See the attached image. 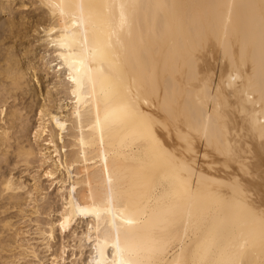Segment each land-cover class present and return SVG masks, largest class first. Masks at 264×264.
<instances>
[{"label":"bare ground","instance_id":"6f19581e","mask_svg":"<svg viewBox=\"0 0 264 264\" xmlns=\"http://www.w3.org/2000/svg\"><path fill=\"white\" fill-rule=\"evenodd\" d=\"M35 1H37L36 9L40 11L41 15L38 20L46 39L45 43L47 46L51 44L54 61H57L51 66L54 68L52 70L55 71L57 68V72H62L64 77L65 86L59 87L62 85L60 82L56 88H60L65 93L67 100L70 101V106L66 109L65 114H62L63 116H57L61 115L62 111L53 114V111L49 110L50 107L45 109L44 106H40L39 110L37 109L39 123L36 124L33 136L37 141L40 139L45 146L43 148L45 152L37 153L41 156L40 160L35 161L37 159L36 150L30 144L22 145L17 143L18 141H14V144L17 143L14 153L10 151L19 160L17 164L22 162L29 166V164L37 162L38 167H44L43 175L47 173L46 176L52 179L49 180L55 181L59 188L56 193L60 195L62 203L59 210L55 211L56 214L53 213L56 215V219L45 221V226L41 230L38 228V223L36 225L40 232L38 236H44L49 243L54 241L55 231H58L62 236L69 235L72 238L71 243L74 242L71 247L73 248L71 256L69 255L70 260L76 261L77 258L80 264H88L92 256L88 226L89 224L93 225L92 236L95 237L96 217L91 214L80 215L76 212L75 205L95 206L106 216L105 210L111 187L115 210L118 212L120 209L127 208L136 221L132 225L123 224L121 220H116L115 223L121 226L122 230L132 233L147 244L151 242L153 236V210L160 203H175L182 199L183 193L173 188L166 179L169 172L166 163L154 156L151 142L137 135L141 131L140 122L127 118L120 112V107L125 101L130 87L133 94L139 91L142 96L140 111L151 121V137L164 148L169 151L174 150L188 160L195 172L194 180H199L201 177L206 178L198 189L200 199L191 203L190 211L193 220L203 216L209 226L224 221L220 227L221 242H233L237 246L243 245L245 261L253 258L251 244H255L254 251L259 253L260 224L249 219L243 208L228 207L225 203L232 197V193L226 185L238 179L249 206L253 207L257 213L264 209V144H262L259 134V121H264V98L261 95L264 90V70L261 66L259 30L257 29L254 43L248 48L244 62L241 59L240 41L236 38L237 31L242 32L247 10L243 7L233 9L232 24L229 26V35L228 39L224 41V46L213 39L198 52L197 62L193 68L195 73L193 87H185L187 79L182 76L180 70L183 32L189 25L198 24L202 19L215 20L227 12V9L223 7L208 8L204 6L228 3L244 5L249 0ZM255 2L258 3L259 0H255ZM48 3H63L71 5V7H66V15L61 17L60 9L49 8L46 6ZM79 3L85 5L89 3L126 4L135 5V7L124 9L127 24L123 28L120 27L121 9L118 7H111L103 11L102 18H93L92 20L88 18L86 10L83 27H78L73 25V16L79 22L80 10L75 7ZM157 4L175 5L176 7L157 8L155 7ZM7 7V3L0 1V13ZM13 27L18 29L19 25L16 27L11 23L9 28ZM113 28L118 36H112L111 39V62L93 59L91 49L98 43H107L108 33ZM23 29L25 28L23 27ZM52 29L56 31L53 32ZM85 36L88 40L89 54L87 62L81 65L74 61L83 55ZM61 38L65 43L63 48L60 47ZM225 47L229 48L231 55H225ZM11 50H13L12 47ZM11 50L4 53L5 57L2 56L3 67H0V95H3L0 106L2 108L11 98L15 101L16 93L27 94V90H25V87L28 86L25 83L27 82L25 81L26 71L17 65ZM70 64L73 66L70 67ZM9 66L13 70L18 68L23 75L17 73L14 78H9L7 75ZM78 68L79 72L76 71ZM230 75L239 76V79L234 82V87H222V82L226 84ZM73 80L76 83H73ZM121 80L124 81L123 84L120 83ZM197 81L208 82L213 99L206 100L202 104L197 102L198 87L195 86ZM109 83L113 85L111 88L107 86ZM218 88H220L219 93L217 92ZM245 91L252 97L251 100L244 95ZM166 92L177 114V119L169 120L160 109L159 101L164 99ZM45 96L51 102H55L54 97L51 99L52 96L48 92ZM143 96L149 98L147 105L143 104ZM154 101L156 103H153ZM57 106L59 107V105ZM14 109L8 114L9 116L6 115L9 117L7 125L5 121L1 123L2 126L0 125V164L7 163L9 150L12 147L10 131L15 129L16 133H20V136L16 134L18 136L16 140H19L22 139L28 126L26 119H24L25 123L22 116L19 115L18 109ZM32 109L31 111H33ZM0 114H3L2 109ZM4 114L0 118V122L4 120ZM106 115H109L107 120L105 119ZM44 117L47 118L44 120ZM98 117L99 125H97ZM204 124L208 125L209 139L204 137ZM189 126H198L201 129L199 134L195 132L192 134L191 152L185 150V145L177 136L178 131L187 132ZM63 137L67 138L66 141H62ZM229 144L233 146L232 157L223 155L219 150ZM42 147L39 148L42 149ZM50 149L52 150L50 151ZM9 177L0 176V202L5 201V205L0 204V208H4L0 209V212L5 213L8 209L17 208L21 213L24 211L21 209L24 200H22L20 190H23L25 185H21L20 182L15 183L16 181ZM109 180L112 181L111 186ZM194 180H190V183H192L193 191H197ZM35 182V186L32 185L34 193L42 190L36 186V184L39 185L38 181ZM25 192L22 191V195ZM38 194L40 196L39 192ZM35 202L33 203L35 204ZM66 205L71 206L66 207ZM41 207L38 205L37 209L32 208L30 211H33L32 214L37 213ZM68 213L75 214L70 215L67 226L61 231L60 222ZM106 218L111 219V217ZM7 220H0L2 230L0 231V253L6 251L12 253L14 249H20L21 252L17 256L19 259L21 256L23 258L28 250H23L25 247L17 243L20 242V240H15L17 232L15 233L13 227L11 228V222ZM40 225L42 224L40 223ZM11 230L14 231L12 234L10 233L11 235L3 237L5 231ZM180 232L183 237V228ZM203 234V232L197 234L190 231L185 239L189 245L194 247L198 236ZM18 236L20 237V235ZM42 242L46 243L45 240ZM65 245H61L59 253L50 254V264H58L59 261L65 259L63 258ZM26 246L28 247V245ZM48 246L50 245H47V249L44 250L51 248ZM68 247L70 246L68 245ZM87 247H89L86 250L88 255L86 258H82ZM30 248V255L36 258L32 246ZM178 248L179 244H177ZM237 250L241 251L239 247ZM72 256H74L73 259ZM165 258L171 261L172 255L169 254ZM8 264H12L11 260ZM35 264L43 263L41 260Z\"/></svg>","mask_w":264,"mask_h":264},{"label":"snow or ice","instance_id":"6c2138e0","mask_svg":"<svg viewBox=\"0 0 264 264\" xmlns=\"http://www.w3.org/2000/svg\"><path fill=\"white\" fill-rule=\"evenodd\" d=\"M49 8H59L60 16L66 15L65 8L71 7V5L61 4H46ZM80 10V20L77 22L75 16H73V25L83 27V20L85 12L90 20L93 18H102L103 11L108 10L111 7H118L121 9L120 14V27L123 28L127 24V18L124 13V9L127 7H135V5L117 4L109 5L107 3L97 4L89 3L85 5L79 3L75 5ZM157 8H169L176 7L175 5L169 6L166 4H157ZM208 8H226L227 12L223 16L217 17L215 20L202 19L198 24L189 25L187 30L182 35V48L180 55V70L182 76L187 79L186 88L193 87V81L195 80V73L193 71L194 65L197 62V54L200 52L211 40L215 39L217 43L224 46V41L228 39L229 26L232 24L233 9L243 7L247 10L244 26L241 31H237L236 38L240 41L241 59L244 62L249 46L254 43L257 29L260 34L261 41V66L264 70V0H249L244 5H236L234 3H228L226 5H205ZM55 15V13H53ZM110 26V25H109ZM55 32V29H52ZM66 31V30H65ZM112 36H118L117 32L113 28L108 33L107 43H98L91 49V56L93 59H98L101 62H111V48ZM78 43V41H76ZM60 47H65L63 38H61ZM84 52L80 59L75 60L74 63L83 65L88 59V40L85 36L84 40ZM229 48L225 47V55H231ZM10 56L11 53L9 52ZM70 67L73 65L70 64ZM77 72L80 69H76ZM91 70L89 69V73ZM23 75L19 72V69H11L9 66L7 75L9 78H14L15 75ZM102 74V73H101ZM71 78V76H70ZM91 79V77H90ZM239 79L238 75H230L226 84L222 82V87L228 88L234 87V82ZM73 83H76L73 80ZM124 83L123 80L120 81ZM135 83V81H133ZM111 88L113 85L109 83L107 85ZM196 87H198L196 100L198 103H203L206 100L213 99L211 95V89L207 81H197ZM220 88L217 89L219 93ZM75 95V93H74ZM244 95L251 100L252 97L245 91ZM262 98H264V90H262ZM142 96L137 91L133 94L129 87L127 97L120 107V112L123 116L138 120L140 122L141 131L137 135L151 142L152 152L154 156L162 160L168 166L169 172L166 177L170 185L178 192L183 193L181 200L175 203H160L152 213L153 223V236L150 243H145L142 239L133 235L132 233L122 230L121 226H118L115 221L121 220L123 224L132 225L136 223L133 219L132 213L128 212L127 208L120 209L118 212L114 208V201L111 195V187L109 188V198L107 201L106 216L92 207H82L75 205L76 212L82 216L89 214L96 217L95 225V237L92 236L93 225L89 224L88 239L92 248V256L88 261V264H264V209H261L259 213L249 206L247 200L244 198V194L241 185L237 180H233L226 185L229 191L232 193L230 200L225 201L228 207H241L244 209L246 216L260 224V251L256 253L254 251L255 244H251L252 259L245 261L243 259V245L237 246L233 242L222 243L220 239V227L224 221L207 225L206 220L201 216L200 219L193 220L190 211L191 203L200 199L199 186L206 180L201 177L199 180H194L195 172L192 169L190 162L183 158L176 151H169L164 148L151 137V121L146 118L144 113L140 111ZM159 99V98H158ZM149 98L143 96V104L147 105ZM153 103H156L155 101ZM160 109L169 119H177V114L172 107L171 100L167 92L162 101H159ZM105 119H109V115H106ZM99 117L97 118V125H99ZM259 134L264 144V121H259ZM201 131L198 126H189L187 132L178 131V139L185 145V150L191 152L190 139L193 132L199 134ZM203 134L206 139L208 138V125H203ZM211 143V140L209 141ZM223 155L232 157L233 146L224 145L219 148ZM47 175V173H46ZM190 180H194L197 186V191H193L192 183ZM112 181L109 180L111 186ZM71 200V197H69ZM71 205H66L70 207ZM75 213L65 214L64 219L60 222V229L63 231L67 226L70 215ZM106 217H111L107 219ZM110 226V227H109ZM181 228H183V237L181 236ZM195 232L197 234L203 232L202 236H198V240L193 247L187 243L185 239L189 232ZM177 244L179 248L177 249ZM241 249L238 251L237 248ZM171 254L172 259L168 261L165 257ZM12 264H21L20 261H14Z\"/></svg>","mask_w":264,"mask_h":264},{"label":"rangeland","instance_id":"374dc122","mask_svg":"<svg viewBox=\"0 0 264 264\" xmlns=\"http://www.w3.org/2000/svg\"><path fill=\"white\" fill-rule=\"evenodd\" d=\"M0 1H3L4 3L8 4V7L6 9H4L3 11H1V13H0V63L2 64L1 61H3L2 56L4 55V57H5L4 53L7 52L8 50H11V47H12L13 50H11V51L15 56V59L17 61V65L21 69L26 71L25 72L26 73L25 74V81H27V82H25V83H26V85H28L27 87H25L26 88L25 90H27V94L23 93L24 95H22L20 93L19 94L16 93V95L14 96L15 101L11 100L12 98L10 100L7 99L9 101L6 100L7 101L6 105H4L3 108L0 106V108L2 109V113L4 114V112H5L4 118H3L4 120L2 122H0L1 126L3 125L1 123H4V121L6 122V125H7V121L9 118L7 116H9L8 114L10 112H12L14 108H16L14 110L18 109V113H20L19 115L22 116L23 120L26 119V122L28 123L27 124L24 120V122L28 126L26 128V132L23 133L22 139L16 140V137L20 136V133H16L15 129L12 132L10 131V133H12V139H11L12 141L10 142L12 144V147L9 150L7 163H5V164L2 163L3 165L0 164L1 165L0 166V176H3V178L4 177L7 178L11 175L9 178H13L12 180L16 181L15 183L20 182V184L22 183L21 185H25V188L23 187V190H20V195L22 197V200H24V202H22L21 206H23V207L21 209H23L24 211H22L20 213V211H18L19 209H17V208L16 209L11 208L10 210L8 209V210H6L5 213L0 212V220L6 221L8 219L7 221L11 222V228L13 227L12 229L15 231V233L17 232L16 233L17 237L15 240H18V241L20 240V242H17V243L22 244L23 247H25V249H23V250H28V252L26 251V253H25L26 255H24L25 257L23 256V258H22V256L21 257L19 256L21 260L17 256L19 254V252H21L20 249H19L20 251L18 249L17 250L14 249V251H12V253L11 252L9 253L7 251L5 253L2 252V253H0V264H6V263L8 264V263H10V260H11V263L13 260L14 261L18 260L21 262V264H35L36 262L38 263V261L41 262V260H42L43 264H50V262H49V261H51L49 259L51 257L50 254L59 253L60 247L62 244L63 245L66 244L65 245L66 248L64 249L65 252L63 254V258H65L64 260H66V261L65 262H63L64 260L61 262L59 261L58 264H72V262H74V264H80V261H77V258H76V261L70 260L71 259L70 256H71L72 249H73L71 247L74 244V242L71 243L72 238L69 237V235L67 236L65 234V236H62L58 233V231H55L54 232V237H55L54 241L49 242L51 244L47 243V240L45 239L44 236L42 237V235H41L40 237H42V238H40L38 236L39 235L38 233H40L39 230H41V228H44L43 226H45L46 222H48L50 220L54 221L56 219V215H55L56 212L55 211L59 210L58 208L61 207L62 201L60 200L61 198H59L60 195L57 194L58 191H56L59 189V188H57L58 185H56L55 181L52 182L51 178L47 177L45 174L43 175L45 169H44V167H42V168L38 167L39 165L37 164V162L29 164V166L22 164V162H20V164H17V163H19V160H17L15 155H12L14 153L15 146L17 143H21L22 145L30 144L36 150L37 159L35 158L36 159L35 161L41 159L40 158L41 156H39V154H37V153L45 152L43 150V148L45 146H43V142H41L40 139H39V141H37V139H34V136H33L34 130L39 123V121L37 120L38 119L37 109L40 106H44L45 109L50 107L49 110H51V112L53 111L52 112L53 114H54V112H61L62 111L61 115H57V116H63L65 114L66 109H68L70 106V103H69L70 101H68L69 99L67 100V97L64 95L65 93L63 91H61L60 88H58V89L56 88L57 86H59L60 82L62 85H60L59 87L65 86V82H63V78H64L62 75L63 73L57 72V70H56L57 68L55 69V71L52 70L54 68H52L51 66L54 65L57 61H54V54L52 52L53 47L50 46L51 44H49L47 46L45 43L46 39L44 37V33L42 32V28H41L39 20H38V17H40L41 15H40V11L36 9L37 8V1H35V0H6V1L0 0ZM11 23L15 24L16 27H18V25H19L18 29L14 28V27L12 29L9 28V25ZM23 27L25 29H23ZM16 34H19V35H16ZM9 46H11V47L9 48ZM1 64H0V67H3V64L2 65ZM26 68H29L30 70L26 69ZM53 88H55V89H53ZM57 90L59 91V94H58ZM46 92H48L52 96L51 99H53V97H54L55 102H51L50 100H48V98L45 96ZM53 95H55V96H53ZM0 96H1L0 102H2L1 100L3 99V95L1 94ZM19 97H21V98H19ZM30 103H31V105H30ZM57 105H59V107ZM53 106H55V107H53ZM32 107H34V108L32 109ZM61 107H62V109H61ZM63 107H65V108L63 109ZM59 108H60V111H59ZM31 109L33 111H31ZM27 110H28V112H27ZM3 114L2 115L0 114V118L3 117ZM27 115H28V117H26ZM6 117H7V120H6ZM46 118L47 117H44V120ZM14 135H16L15 138H13ZM24 138H26V139H24ZM63 138L64 139H62V141H66L67 138H65V137H63ZM14 141L15 142L18 141V142L16 144H14L15 143ZM22 142H24V143H22ZM37 144H38V147H37ZM39 147H42V149ZM37 150H38V152H37ZM51 150L52 149H50V151ZM64 150H66V149H64ZM10 151H12L13 153ZM2 174H4V175H2ZM49 179H51V180H49ZM35 181H38L39 185L36 184L38 189L40 190V188H42V190L34 193V191L32 190L33 189L32 185L35 186V183H37ZM55 186H56V188H55ZM26 188H27V191L25 192ZM22 191L25 192L24 194H26V195L23 194L24 197L22 195ZM38 192L40 193V196H42V197L39 196ZM35 194H36V197H35ZM30 195H32L33 198ZM25 196H27V197H25ZM50 196H51V198H50ZM37 197L39 200L37 199ZM34 198H35V200H34ZM40 198H42V199H40ZM31 199H33V200H31ZM30 200L33 202L36 201L35 204L38 201V204L35 205ZM4 202L5 201H3V203L0 202V204L5 205ZM43 203H45V204H43ZM38 205H39V207L42 206L40 208L41 211L37 210L38 212L34 213L35 215L32 214L33 211H30V210H32V208L37 209L36 207ZM34 206H36V207H34ZM51 206H52V208L50 209ZM8 207H5V208L7 209ZM42 208H43V210H42ZM0 209H4V208L2 207ZM51 210L54 212H50ZM42 211H44V212H42ZM47 213H49V214L47 215ZM53 213H55V214H53ZM36 214H38V215H36ZM36 216H37V218L35 219ZM28 217L31 219H29ZM29 221L31 223H28ZM33 221H34V223H33ZM38 223L40 226V227L38 226V228H40L39 230L37 229V226H36V225H38ZM40 223L42 225H40ZM79 226H81V224H79ZM13 230L5 231V233H3L4 234L3 237H7L8 235H11L12 232H14ZM36 230H38L37 233H36ZM0 231H2L1 228H0ZM21 234H22V236H21ZM18 235H20V237ZM69 238H70V240H68ZM43 239L46 241V243L42 242V241H44ZM21 241H22V243H21ZM25 242L31 244L30 247L32 246V250H34L36 258L38 261L36 260L35 257H32V255H30L29 244H26ZM43 244H45L44 246H46V247H44ZM26 245H28V247ZM47 245H50L48 247H51V248L49 250H44V249H47ZM68 245L70 247H68ZM88 248L89 247H87L84 250L82 258L87 257L88 252L86 250ZM52 250H53V252H52ZM13 252H14V254H13ZM36 253L37 254L39 253V254L37 255ZM9 256H11L13 258V260ZM1 257H2V259H1ZM73 257L74 256H72V259H73ZM46 258H48V259H46Z\"/></svg>","mask_w":264,"mask_h":264}]
</instances>
